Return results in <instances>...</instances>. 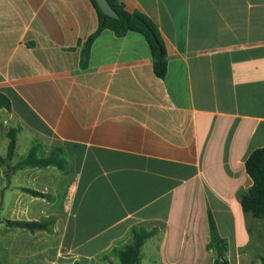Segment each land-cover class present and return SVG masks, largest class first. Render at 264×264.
<instances>
[{"label": "crops", "instance_id": "obj_1", "mask_svg": "<svg viewBox=\"0 0 264 264\" xmlns=\"http://www.w3.org/2000/svg\"><path fill=\"white\" fill-rule=\"evenodd\" d=\"M115 1L157 26L165 79L136 31L104 30L82 67L91 0H0V155L18 129L11 166L33 147L64 161L0 167V264H121L142 227L141 264H215L210 214L230 264H263L241 195L264 148V0Z\"/></svg>", "mask_w": 264, "mask_h": 264}, {"label": "trees", "instance_id": "obj_2", "mask_svg": "<svg viewBox=\"0 0 264 264\" xmlns=\"http://www.w3.org/2000/svg\"><path fill=\"white\" fill-rule=\"evenodd\" d=\"M99 15V27L94 35L88 38L84 45L82 52V67L86 68L88 65L90 50L95 39L104 31L111 30L118 37L126 36L130 31H136L141 33L148 41L151 48L154 71L155 74L165 79L167 75V55L165 51L164 41L157 26L147 17L138 14L130 13L125 7L115 0H108L119 16L118 18H112L105 15L99 8L95 0H91ZM134 16H139L146 24L147 28H141L135 26L132 23ZM155 36L157 42L154 40ZM159 47L162 48V57L159 54ZM11 109L10 99L0 92V110ZM17 134L18 129H11L8 133L9 147L8 153L4 157L0 155V167L4 170L5 175L10 177L13 172L17 169L26 167H48L57 166L61 170H64V161L60 158V150L54 151L48 157L41 158L38 155V148L33 147L29 153L15 167L11 166L10 161L12 160L15 150L17 147ZM246 171L251 177L253 184L252 186L244 191L241 195V206L245 213L251 214L257 219H264V148H259L253 151L246 161ZM35 196H42L41 193L36 191H29ZM7 224L26 228L30 231H36L39 229H46L47 222H10L6 221ZM156 229L147 230L146 228H135L133 230L134 244L128 246L125 250L119 251L118 256L121 264H141V249L146 240L156 234ZM210 235L211 240L209 243V249H212L216 254L215 264H230L228 260V242L223 239L217 229L216 223L210 214ZM264 264V258L262 259Z\"/></svg>", "mask_w": 264, "mask_h": 264}, {"label": "water", "instance_id": "obj_3", "mask_svg": "<svg viewBox=\"0 0 264 264\" xmlns=\"http://www.w3.org/2000/svg\"><path fill=\"white\" fill-rule=\"evenodd\" d=\"M96 3L98 4L100 10L107 16L112 17V18H118L119 16L117 13L114 11L112 8L110 2L108 0H95ZM132 23L135 26L141 27V28H147V24L139 17V16H134L132 19ZM154 40L157 42V38L155 36ZM159 54L160 57H162V48L159 47Z\"/></svg>", "mask_w": 264, "mask_h": 264}, {"label": "rangeland", "instance_id": "obj_4", "mask_svg": "<svg viewBox=\"0 0 264 264\" xmlns=\"http://www.w3.org/2000/svg\"><path fill=\"white\" fill-rule=\"evenodd\" d=\"M133 244H134V241H133Z\"/></svg>", "mask_w": 264, "mask_h": 264}]
</instances>
